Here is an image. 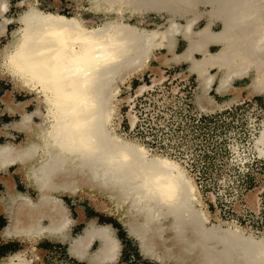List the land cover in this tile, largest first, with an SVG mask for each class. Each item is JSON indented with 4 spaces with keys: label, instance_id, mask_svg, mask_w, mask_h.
<instances>
[{
    "label": "bare ground",
    "instance_id": "obj_1",
    "mask_svg": "<svg viewBox=\"0 0 264 264\" xmlns=\"http://www.w3.org/2000/svg\"><path fill=\"white\" fill-rule=\"evenodd\" d=\"M89 2L87 10L103 23L46 12L32 1L18 18H7L8 3L0 0V35L18 23L0 49V70L31 95L19 103L10 93L3 98L4 109L20 120L0 129V140L13 139L11 130L25 139L0 144V213L8 219L0 234L29 241L32 251L30 258L26 249L10 252L0 264H35L42 238L67 244L70 255L87 264H121L115 228L86 221L82 206L75 219L65 197L87 198L114 216L141 254L159 264H264V234L212 224L187 168L122 136L114 124L121 121L119 82L146 67L159 73L157 84L164 78L159 66L187 64L197 81L194 103L204 113L244 92L264 97V0ZM151 12L166 23L145 27ZM178 38L186 42L182 52ZM213 89L227 101L220 103ZM128 117L134 126L136 116L129 111ZM254 143L264 158V121ZM100 196L110 203H98ZM80 223H86L83 231L73 236Z\"/></svg>",
    "mask_w": 264,
    "mask_h": 264
},
{
    "label": "rangeland",
    "instance_id": "obj_2",
    "mask_svg": "<svg viewBox=\"0 0 264 264\" xmlns=\"http://www.w3.org/2000/svg\"><path fill=\"white\" fill-rule=\"evenodd\" d=\"M6 1L7 18H18L27 8L25 2L32 1L46 12L67 16L79 15L86 20H94L97 25L103 23V17H94L87 10L90 8L89 0ZM136 21V18H132V22ZM165 23L166 17L163 14L151 12L143 25L152 29ZM201 23L203 25L205 20ZM17 27L16 22L9 24L6 33L0 35V49L9 42L11 31ZM185 47L186 42L178 38L176 51L182 52ZM213 49L215 51L218 48ZM149 63L151 66L159 65L153 59ZM159 67L164 78L157 84H153L157 74L148 67L133 74L124 82H119L117 95L119 102L116 106L121 121L115 119L116 131L126 138L143 144L151 153L168 156L187 168L189 175L198 185L204 201L203 207L209 213L212 224L222 223L226 226L227 223H231L239 225L247 233L262 236L264 234V158L258 156L254 142L264 121V97H248L244 92L233 104L214 112L204 113L199 111L194 103L197 81L195 75L187 72V64ZM157 76H160L159 73ZM144 84L149 87L138 92V88ZM8 93L16 103L31 98L26 92L19 91L13 80L0 70L2 132L6 131L4 129L6 125L20 120L19 114L9 113L4 109L3 98ZM211 95L220 103H224L229 98V96H220L214 89ZM129 96L131 98L128 100L126 97ZM34 109L35 107L31 108ZM129 111L137 118L134 126L130 123ZM9 132L14 138L4 136L0 144L9 142L19 144L24 141L25 136L22 132L14 130ZM17 181L19 188L25 190L22 181L19 178ZM3 190L0 184V193ZM65 201L75 219L78 217L77 208L82 206L86 221L95 218L96 222L109 223L115 228L122 245L119 259L121 264H159L144 257L137 239L129 236L114 216L97 211V207L92 205L89 199L65 197ZM98 203H110V200L100 196ZM0 215L6 219L7 224L6 215L1 213ZM85 224L75 225L73 236L81 234ZM0 238V255L26 249L27 256L29 258L32 256V251L27 248L31 245L29 241L17 238L4 240L1 236ZM4 245L8 247L3 248ZM35 245L41 254V257L35 260V264H87L72 257L65 243L42 238ZM1 251L4 254H1Z\"/></svg>",
    "mask_w": 264,
    "mask_h": 264
},
{
    "label": "trees",
    "instance_id": "obj_3",
    "mask_svg": "<svg viewBox=\"0 0 264 264\" xmlns=\"http://www.w3.org/2000/svg\"><path fill=\"white\" fill-rule=\"evenodd\" d=\"M5 225H6V219L0 215V231ZM0 243H1V238H0ZM7 247H8L7 245L3 246V248H7ZM1 254H4L3 251H1ZM0 256H2V255H0Z\"/></svg>",
    "mask_w": 264,
    "mask_h": 264
},
{
    "label": "built area",
    "instance_id": "obj_4",
    "mask_svg": "<svg viewBox=\"0 0 264 264\" xmlns=\"http://www.w3.org/2000/svg\"><path fill=\"white\" fill-rule=\"evenodd\" d=\"M207 115V114H206ZM207 118V116L205 117V119Z\"/></svg>",
    "mask_w": 264,
    "mask_h": 264
},
{
    "label": "crops",
    "instance_id": "obj_5",
    "mask_svg": "<svg viewBox=\"0 0 264 264\" xmlns=\"http://www.w3.org/2000/svg\"><path fill=\"white\" fill-rule=\"evenodd\" d=\"M0 236H1V234H0ZM70 254V253H69Z\"/></svg>",
    "mask_w": 264,
    "mask_h": 264
}]
</instances>
